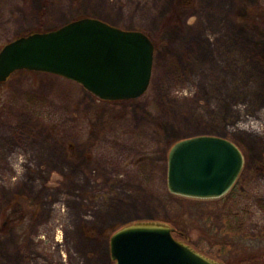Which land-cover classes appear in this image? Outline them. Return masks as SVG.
I'll list each match as a JSON object with an SVG mask.
<instances>
[{"label":"rangeland","instance_id":"rangeland-1","mask_svg":"<svg viewBox=\"0 0 264 264\" xmlns=\"http://www.w3.org/2000/svg\"><path fill=\"white\" fill-rule=\"evenodd\" d=\"M82 18L145 34L151 79L118 102L45 73L0 83V264H113L111 235L138 222L264 264V0H0V50ZM195 136L244 156L220 199L168 192V151Z\"/></svg>","mask_w":264,"mask_h":264},{"label":"water","instance_id":"water-1","mask_svg":"<svg viewBox=\"0 0 264 264\" xmlns=\"http://www.w3.org/2000/svg\"><path fill=\"white\" fill-rule=\"evenodd\" d=\"M154 45L138 31L82 18L9 42L0 50V83L17 71L45 73L80 85L101 101L138 99L147 90ZM244 165L241 150L215 136L176 142L167 155V189L192 200L224 197ZM166 224L138 222L109 240L113 264H221L178 240Z\"/></svg>","mask_w":264,"mask_h":264},{"label":"flooded vegetation","instance_id":"flooded-vegetation-1","mask_svg":"<svg viewBox=\"0 0 264 264\" xmlns=\"http://www.w3.org/2000/svg\"><path fill=\"white\" fill-rule=\"evenodd\" d=\"M232 189H233V187H232ZM232 189H231V190H232ZM231 190H230V191H231ZM230 191H229V192H230Z\"/></svg>","mask_w":264,"mask_h":264}]
</instances>
